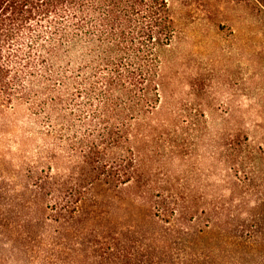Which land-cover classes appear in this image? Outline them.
Segmentation results:
<instances>
[{"label": "rangeland", "instance_id": "obj_1", "mask_svg": "<svg viewBox=\"0 0 264 264\" xmlns=\"http://www.w3.org/2000/svg\"><path fill=\"white\" fill-rule=\"evenodd\" d=\"M168 4L174 34L158 52L159 97L150 112L130 121L121 148L133 158L132 180L114 202L103 200L90 224L120 233L130 249L146 237L151 250L168 232L173 256L187 252L188 232L201 230L210 256L236 264L231 256L244 255V248L227 247L223 228L257 223L252 264H264V6L257 0ZM68 95L61 99L74 103ZM47 101V113L23 101L0 108V264H29L18 237L38 235L40 210L32 192L38 179H68L81 163L83 143H99L89 155L93 160L111 155L98 134L105 133V122L97 123V132L91 113L61 112ZM154 201L165 208L160 220ZM94 207L86 203V214L67 218L49 235L81 249L77 242L93 238L85 217ZM69 254L66 249L70 264Z\"/></svg>", "mask_w": 264, "mask_h": 264}, {"label": "trees", "instance_id": "obj_2", "mask_svg": "<svg viewBox=\"0 0 264 264\" xmlns=\"http://www.w3.org/2000/svg\"><path fill=\"white\" fill-rule=\"evenodd\" d=\"M257 1L264 6V0ZM173 34L168 0H0V108L23 101L47 113V99L62 107L61 112L81 108L92 114L89 120L97 132V123L105 122V133L98 134L111 153L108 159L93 160L89 155L98 152L94 147L99 143H83L81 163L77 171H69L68 179L49 174L34 183L38 235L18 237L29 264H69L66 249L70 264H220L219 257L209 255L201 230L188 232L189 239H184L182 248L190 250L188 254L173 256L168 253V232L157 236L159 242L151 250L143 234L141 244L130 249L120 233L112 236L90 224L103 200L114 202L132 180L133 158L121 154V148L129 139L130 121L150 112L158 100V52ZM63 94L74 103L61 99ZM88 202L97 210L85 217L93 238L77 242L81 249L49 235L58 233L67 218L86 214ZM153 208L160 220L165 208L157 201ZM239 228L226 225L220 239L227 247L244 248V255L231 256L236 264H252L260 230L257 223Z\"/></svg>", "mask_w": 264, "mask_h": 264}]
</instances>
